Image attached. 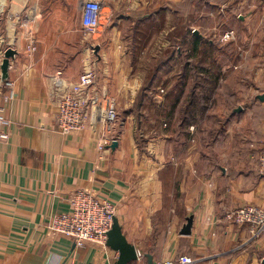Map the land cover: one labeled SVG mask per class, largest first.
<instances>
[{
    "label": "crops",
    "instance_id": "0c3cea01",
    "mask_svg": "<svg viewBox=\"0 0 264 264\" xmlns=\"http://www.w3.org/2000/svg\"><path fill=\"white\" fill-rule=\"evenodd\" d=\"M83 1L0 0V66L4 52L15 51L5 79L0 68V131L8 132L0 141V264H113L118 254L107 245L76 247L46 227L79 189L115 206L122 234L143 254L129 264H148L145 254L155 263L181 253L195 264H264V230L255 236L227 217L242 204L264 208L257 160L264 146L257 97L264 93V0L172 6L185 19L196 11L197 30L191 35L180 25L178 38L170 37L178 50L168 41L169 50L153 58L163 68L153 64L141 82L126 45H139L143 29L167 8L155 0H100L101 25L90 35L81 24ZM29 10L34 18L25 29L16 16ZM229 29L234 38L225 40ZM208 59L210 72L202 64ZM89 69V92L111 96L117 119L107 124L88 109L84 128L63 134L58 103ZM161 74L163 98L155 81ZM151 107L158 113L149 119ZM102 135L109 143L99 149ZM189 215L191 233L182 235Z\"/></svg>",
    "mask_w": 264,
    "mask_h": 264
},
{
    "label": "built area",
    "instance_id": "2783aa9c",
    "mask_svg": "<svg viewBox=\"0 0 264 264\" xmlns=\"http://www.w3.org/2000/svg\"><path fill=\"white\" fill-rule=\"evenodd\" d=\"M103 3L100 0H84L82 4L81 24L84 31L90 35L95 34L102 18ZM34 18L32 11L16 16L20 25L25 29L29 27ZM225 40L234 38L232 29L223 34ZM34 45H29V50H34ZM95 72L89 69L79 76L78 81L71 86L58 103L56 124L63 134L77 132L84 128L87 110L93 111L97 116L101 114L104 122L110 124L117 119L115 100L106 92L89 89L93 83ZM56 85H61V80L55 76ZM163 92V89H160ZM88 95V96H87ZM0 92V124L5 123L4 108L1 103ZM7 99V97H6ZM8 139V132L0 131V141ZM109 140L102 135L98 148L102 149ZM259 173L264 176V146L258 153ZM68 209L50 216L46 225L53 234H62L72 239L74 246L83 247L86 243L106 245L107 232L111 228L115 217V206L107 200L97 198L86 189H79L67 197ZM227 217L236 224L250 225L253 235L257 236L264 230V208L253 204H242L232 209ZM142 253H137V258ZM154 264H195L194 259L181 253L174 258L159 260Z\"/></svg>",
    "mask_w": 264,
    "mask_h": 264
},
{
    "label": "rangeland",
    "instance_id": "374dc122",
    "mask_svg": "<svg viewBox=\"0 0 264 264\" xmlns=\"http://www.w3.org/2000/svg\"><path fill=\"white\" fill-rule=\"evenodd\" d=\"M181 1L184 3H194V4H197L198 2L200 5L204 2L206 4L210 3L215 6H218V4L227 3V0H204V1L202 0H155V3H157V8L159 5L162 9L163 7H166L168 11L161 10L160 12H157L155 14L154 18L156 20L155 21L156 23L154 24L153 28L149 27V28L143 29V32L140 34L142 35L140 37L142 41H140L139 45H138V41L137 43H132V40H130V43L126 45L127 49L130 50L131 54H133V56L136 58V60L133 61V64H134L133 73L134 75H136V78L138 77L139 82H141L142 79L147 80L150 78V77H147V75L143 78L142 74L145 73V71H147L150 67H152L153 64H155V62L153 61L154 56L159 55V54L163 55L166 51L169 50V47L167 44L168 41H172L174 44L172 45V47H170V49L173 48V50H178V47H179L178 40L175 41V39H170V37L172 36L174 38L175 36H177L176 38H178V34H179L178 29L180 25L182 26L181 28H183V26L186 25L188 27L187 30L189 34L191 35L193 34V32L197 30V24L193 22L196 16V11L189 12L186 19L184 16L181 17L179 12H175L174 10L169 11L170 8L172 9V6H173V9L178 8V5ZM183 19L187 20L186 24L184 23L185 21ZM125 31H127V34L128 33L130 34L128 36H131V37L133 36V34H135L134 32L132 33L131 32L132 30H130L129 28L126 29ZM170 31L171 33L169 35L168 33ZM132 48L134 49L132 50ZM202 64H204L205 67L209 68L208 70L209 72L212 69V65H214L211 59H208ZM155 65L156 66L158 65L160 68H163V63L161 62ZM213 73H215V71ZM158 74H159V71H158ZM210 77L212 76L205 74L203 78L207 80H204V79H201V80L202 81L204 80V83L208 82L210 85L212 83ZM155 78H156L155 81L157 82L156 92L160 93L161 94L160 97L163 98V94L165 93L164 76L161 74L159 76L157 75ZM160 89H163V92H160ZM200 89H203L201 85H200ZM156 92L154 93L156 94ZM153 110L157 111L158 109H153L152 107L148 109L147 114H149V116L151 115L149 119H152L153 117L152 116ZM149 119L147 116L142 118V121H144V125H147V123L150 122Z\"/></svg>",
    "mask_w": 264,
    "mask_h": 264
},
{
    "label": "water",
    "instance_id": "95a60500",
    "mask_svg": "<svg viewBox=\"0 0 264 264\" xmlns=\"http://www.w3.org/2000/svg\"><path fill=\"white\" fill-rule=\"evenodd\" d=\"M93 49L97 53L99 47L95 46ZM14 54L15 51L11 48H8L4 52V58L0 66L3 79L7 77L9 58L13 57ZM257 97L260 100L264 101V93L259 94ZM116 145H117L116 141H113L110 147L114 148ZM192 218L193 217L191 215L186 217V221L180 230V234L189 235L191 233ZM106 245L112 250L116 251L118 254L113 264H129L138 259L137 258L138 252L135 246L126 240L125 236L122 234L121 227L115 217L113 218V223L111 225V228L107 232ZM145 256L147 257L148 264H154L151 255L145 254Z\"/></svg>",
    "mask_w": 264,
    "mask_h": 264
},
{
    "label": "trees",
    "instance_id": "16d2710c",
    "mask_svg": "<svg viewBox=\"0 0 264 264\" xmlns=\"http://www.w3.org/2000/svg\"><path fill=\"white\" fill-rule=\"evenodd\" d=\"M176 51V50H175Z\"/></svg>",
    "mask_w": 264,
    "mask_h": 264
}]
</instances>
